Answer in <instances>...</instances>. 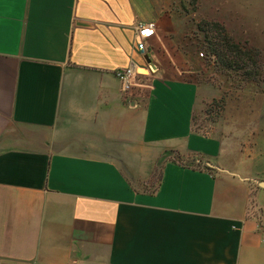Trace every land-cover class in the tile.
Wrapping results in <instances>:
<instances>
[{
    "label": "crops",
    "instance_id": "1",
    "mask_svg": "<svg viewBox=\"0 0 264 264\" xmlns=\"http://www.w3.org/2000/svg\"><path fill=\"white\" fill-rule=\"evenodd\" d=\"M176 23L167 0H0V264H264V179L194 132Z\"/></svg>",
    "mask_w": 264,
    "mask_h": 264
},
{
    "label": "rangeland",
    "instance_id": "2",
    "mask_svg": "<svg viewBox=\"0 0 264 264\" xmlns=\"http://www.w3.org/2000/svg\"><path fill=\"white\" fill-rule=\"evenodd\" d=\"M254 6V0H167L168 13L177 23L176 35L166 49L175 48L192 59L189 66L199 87L192 126L194 132L219 142L221 152L215 164L264 179V79L221 67L205 46L207 39H216L225 31L236 42L261 52L264 74V37L257 35L254 17L244 14L254 13ZM263 20L259 18L260 23ZM161 51L168 59L163 47ZM136 80L145 82V77ZM183 157L177 155L180 161L192 163L190 157ZM157 179L156 170L143 187L154 186Z\"/></svg>",
    "mask_w": 264,
    "mask_h": 264
},
{
    "label": "trees",
    "instance_id": "3",
    "mask_svg": "<svg viewBox=\"0 0 264 264\" xmlns=\"http://www.w3.org/2000/svg\"><path fill=\"white\" fill-rule=\"evenodd\" d=\"M225 31L215 38L207 39L206 52L209 56L215 57L216 64L226 69H233L243 76L251 79L263 80L261 68L263 64L262 54L255 47L236 42ZM206 167V166H205ZM210 169L209 167H206Z\"/></svg>",
    "mask_w": 264,
    "mask_h": 264
},
{
    "label": "built area",
    "instance_id": "4",
    "mask_svg": "<svg viewBox=\"0 0 264 264\" xmlns=\"http://www.w3.org/2000/svg\"><path fill=\"white\" fill-rule=\"evenodd\" d=\"M153 24H141L138 26V31L136 34V47L141 52L146 51V45L145 40L150 37L153 32ZM156 71V66L153 64H148L147 68L145 69V72H140L139 69L128 67L123 70L116 71L117 78L121 81L122 84V91L124 93H129L133 86V81L135 77L139 75H149L151 73H154ZM70 264H77L76 262H71Z\"/></svg>",
    "mask_w": 264,
    "mask_h": 264
},
{
    "label": "water",
    "instance_id": "5",
    "mask_svg": "<svg viewBox=\"0 0 264 264\" xmlns=\"http://www.w3.org/2000/svg\"><path fill=\"white\" fill-rule=\"evenodd\" d=\"M258 185H259V186H264V181H259V182H258Z\"/></svg>",
    "mask_w": 264,
    "mask_h": 264
}]
</instances>
